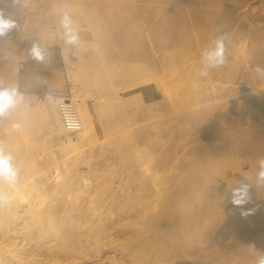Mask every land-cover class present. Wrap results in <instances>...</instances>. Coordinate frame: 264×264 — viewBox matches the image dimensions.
I'll return each mask as SVG.
<instances>
[{
    "label": "bare ground",
    "instance_id": "obj_1",
    "mask_svg": "<svg viewBox=\"0 0 264 264\" xmlns=\"http://www.w3.org/2000/svg\"><path fill=\"white\" fill-rule=\"evenodd\" d=\"M10 16L3 87L49 77L58 45L71 55L67 92L22 93L0 118L17 177L0 183V264H257L264 0H19Z\"/></svg>",
    "mask_w": 264,
    "mask_h": 264
},
{
    "label": "clouds",
    "instance_id": "obj_2",
    "mask_svg": "<svg viewBox=\"0 0 264 264\" xmlns=\"http://www.w3.org/2000/svg\"><path fill=\"white\" fill-rule=\"evenodd\" d=\"M16 2L17 0H12V3ZM61 24L66 29L65 42L68 44H75L78 41L79 37L77 34H74L72 32L70 28L71 20L67 14L63 16ZM17 27L18 25L16 20L13 19L11 16H6L3 10H0V38L8 35L9 32H11L13 29H16ZM27 52L29 57L38 62H43L45 59L44 55L42 54L41 47L38 43H32L31 46L28 48ZM208 60L212 67H217L225 63L224 43L222 39L216 40V48L214 52H212L208 56ZM256 71L257 73H264V68H260L259 66H257ZM17 98H23V94L19 92L18 88L9 89L0 85V118H3L8 113L9 109L16 104ZM21 127L22 125L20 123H13L11 125V129L13 131H19ZM260 176L264 178V161H261ZM16 178V172L8 164V158L3 156V149L0 148V183H11L14 182ZM241 188H243L246 192H249L248 185L244 181L240 182V186L236 188L234 192L240 191ZM249 199L250 196L244 201H236L235 199H233V203L236 205H242L244 203H247ZM6 200L7 197L5 193L0 192V205L5 203ZM246 214L247 213H245V215ZM257 264H264V256H261L258 259Z\"/></svg>",
    "mask_w": 264,
    "mask_h": 264
},
{
    "label": "rangeland",
    "instance_id": "obj_3",
    "mask_svg": "<svg viewBox=\"0 0 264 264\" xmlns=\"http://www.w3.org/2000/svg\"><path fill=\"white\" fill-rule=\"evenodd\" d=\"M19 0L16 3H12V0H0V10H3L6 16H10L17 10ZM18 27L11 31V35H18ZM65 47L63 45H58L55 47L54 51L48 54L51 57L52 62H50L51 66V74L46 79H39L33 81L31 78L23 79L21 77L19 79V92L27 95H39L40 97H44L47 94H56L61 92H67L69 89V82L65 70H64V58H65ZM68 55H71L69 49L66 50ZM42 54L45 56V52L42 51ZM31 63V64H30ZM29 65L32 67H37L42 65L41 62H38L32 58L29 59ZM24 68L20 69L21 76L24 75ZM22 79V80H21ZM48 79V80H47ZM46 81V82H45ZM113 257L114 254L108 255Z\"/></svg>",
    "mask_w": 264,
    "mask_h": 264
},
{
    "label": "built area",
    "instance_id": "obj_4",
    "mask_svg": "<svg viewBox=\"0 0 264 264\" xmlns=\"http://www.w3.org/2000/svg\"><path fill=\"white\" fill-rule=\"evenodd\" d=\"M65 123H66L67 126H70L71 125L70 122H69V120L67 118H65Z\"/></svg>",
    "mask_w": 264,
    "mask_h": 264
}]
</instances>
